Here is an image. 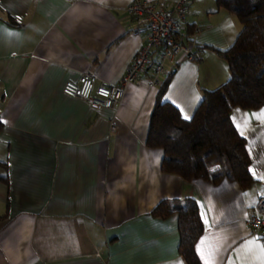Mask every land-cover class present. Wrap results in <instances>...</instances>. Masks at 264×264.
Segmentation results:
<instances>
[{
	"label": "crops",
	"instance_id": "0c3cea01",
	"mask_svg": "<svg viewBox=\"0 0 264 264\" xmlns=\"http://www.w3.org/2000/svg\"><path fill=\"white\" fill-rule=\"evenodd\" d=\"M133 1L0 0V264H185L177 216L150 214L185 198L202 222L200 264H264V241L246 223L264 196V119L253 115L264 105L230 112L254 180L242 188L160 171L162 151L145 146L158 91L148 85L152 63L111 109L61 91L84 74L119 81L147 36L128 15ZM185 25L200 59L165 63L162 100L189 119L202 91L228 79L215 50L229 48L240 24L215 0H189Z\"/></svg>",
	"mask_w": 264,
	"mask_h": 264
},
{
	"label": "trees",
	"instance_id": "16d2710c",
	"mask_svg": "<svg viewBox=\"0 0 264 264\" xmlns=\"http://www.w3.org/2000/svg\"><path fill=\"white\" fill-rule=\"evenodd\" d=\"M215 6L234 16L240 24L229 48L215 50L226 61L229 77L217 88L202 91L189 119L162 100L170 76L164 77L157 87L145 146L162 151L160 171L164 174L212 184L234 181L248 188L254 182L249 173L250 158L245 139L234 127L230 112L235 107L257 110L264 105V0H215ZM183 35L185 43L191 42L190 26L185 25ZM150 214L161 219L175 214L178 254L185 264H200L195 244L202 233V222L195 200H161ZM7 217L5 211L0 221Z\"/></svg>",
	"mask_w": 264,
	"mask_h": 264
},
{
	"label": "built area",
	"instance_id": "2783aa9c",
	"mask_svg": "<svg viewBox=\"0 0 264 264\" xmlns=\"http://www.w3.org/2000/svg\"><path fill=\"white\" fill-rule=\"evenodd\" d=\"M188 7L189 0H175L170 5L164 0H134L127 9L128 15L146 30L147 36L131 56L119 81L116 84H106L97 82L92 75L84 74L77 81L64 82L62 93L67 97L86 101L93 110L111 109L122 100L125 87L134 83L151 63L148 85L159 87L166 74V62H173L180 55L190 62L199 61L200 51L192 40L184 42L183 29ZM153 55H156L155 59ZM246 223L250 236L264 241V196L260 198Z\"/></svg>",
	"mask_w": 264,
	"mask_h": 264
},
{
	"label": "snow or ice",
	"instance_id": "6c2138e0",
	"mask_svg": "<svg viewBox=\"0 0 264 264\" xmlns=\"http://www.w3.org/2000/svg\"><path fill=\"white\" fill-rule=\"evenodd\" d=\"M254 116H256V118H260V119H264V110H262V112L260 114H253ZM187 118V117H185ZM249 245H254L255 241H249L248 242Z\"/></svg>",
	"mask_w": 264,
	"mask_h": 264
}]
</instances>
